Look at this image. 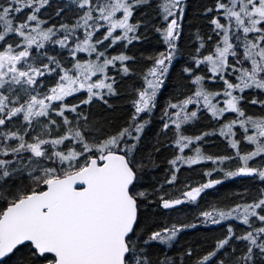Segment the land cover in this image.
Listing matches in <instances>:
<instances>
[{
    "label": "snow or ice",
    "instance_id": "6c2138e0",
    "mask_svg": "<svg viewBox=\"0 0 264 264\" xmlns=\"http://www.w3.org/2000/svg\"><path fill=\"white\" fill-rule=\"evenodd\" d=\"M52 4L0 0V264H264V0L200 4L207 30L186 24L192 0H60L59 24L44 15ZM186 28L195 45L181 69L188 83L161 109L156 135L165 139L146 148ZM149 33L165 47L136 68L130 46ZM133 77L126 121L93 112L112 109ZM202 119L215 127L188 134ZM217 134L230 155L206 152ZM162 149L170 150L165 175L150 182ZM194 166L204 168L195 184L182 179ZM240 176L259 186L208 205L193 222L149 215L199 208L202 193ZM221 222L226 233L211 251L155 250L172 249L197 223Z\"/></svg>",
    "mask_w": 264,
    "mask_h": 264
},
{
    "label": "trees",
    "instance_id": "16d2710c",
    "mask_svg": "<svg viewBox=\"0 0 264 264\" xmlns=\"http://www.w3.org/2000/svg\"><path fill=\"white\" fill-rule=\"evenodd\" d=\"M60 0H53L52 9H49L45 16H51L53 23L59 24L66 17L62 16L60 18L55 17L53 14V9L57 7ZM209 2V0H192L193 7L189 10L188 17L186 19V24L191 21L200 25L202 28L207 30L206 28V20L203 17L196 16V10L199 8L200 4ZM71 13H68L67 16H70ZM194 31V29L186 28V33L188 35L185 36L183 41L184 45V54L177 58V61H174V66L170 70L169 79L165 81L164 87L161 89V92L158 94V104L157 108L153 114V124L149 125L147 129V134L144 139V145L146 148H150L151 144L155 143L157 138L164 140L165 137L160 136L157 137V132L160 130V122L159 116L161 114V109L164 105L173 98L179 89L177 88V84L187 85L188 79L187 74H183L181 69L189 60V54L194 50V44L189 40V35ZM165 45L162 43V38L159 33H149L148 39L146 41L141 42H133V45L130 46L131 51L130 55H133L140 61L139 64L135 65L136 68L144 67V60L142 57H147L148 55L154 54L158 50H163ZM119 49H110V51H118ZM86 56V54H83ZM134 83H137L136 78L125 79L123 84L121 85L122 94L119 97L113 98L110 100V103L113 105L112 109L104 108L100 105L93 106V112L101 115H106L109 118L115 119L117 123H123L127 120L129 113L131 112V105L129 101L132 99L130 93ZM213 87H218V85L213 84ZM82 97L77 96L75 100L71 102H77L78 99ZM253 113L259 112L258 107H250ZM227 115V114H226ZM211 127H215L212 125L208 119H202V121L195 125V127H191L187 129L188 134H199L201 131H206ZM205 150L209 154L213 155H225L231 154L229 151V147L227 142L223 137H220L217 134L214 137L209 138L207 144L205 145ZM187 151V150H186ZM170 158V150H161L159 155L156 157L157 163L159 164V168L153 170L146 179L150 182L162 180L165 175V169L167 167L166 160ZM212 167V162H204V168ZM204 168L194 166L192 169L185 168L182 172V179H190L193 184L198 181H202L204 177L201 175ZM213 178H217L216 175H213ZM259 186L258 182L249 178V177H235L229 178L222 182V184L215 186L212 189L206 190L205 193L201 196L199 201V208H197L195 203L186 204L183 207V210L176 209L175 211H169L160 209L157 210L153 207L152 212L149 214L153 219L160 222H169L172 220H183L187 222L194 221L195 216L197 215L199 210H203L210 204H218L219 202H227L232 203L236 197L235 193L243 191L244 188L255 189ZM169 192H172L175 195V191L173 189H168ZM233 226L236 227L238 232H242L245 230V226L242 222H237L235 219L232 221ZM206 226L208 229H192L189 228L185 230L178 240V244L174 246L172 249H168V246H160L156 245L155 250L163 252L166 249L168 253L171 254L173 251H177L186 246H190L196 248L199 253L203 254L207 251H211L214 246V241L222 238V236L226 233V224L221 222L220 224H202ZM229 253L224 251L221 253L219 257L216 258L218 261L220 258L227 256ZM216 264V262H214Z\"/></svg>",
    "mask_w": 264,
    "mask_h": 264
},
{
    "label": "flooded vegetation",
    "instance_id": "af4514ba",
    "mask_svg": "<svg viewBox=\"0 0 264 264\" xmlns=\"http://www.w3.org/2000/svg\"><path fill=\"white\" fill-rule=\"evenodd\" d=\"M253 108L254 107H256V106H252ZM256 110H259V109H256ZM202 195H203V193H202ZM183 207H186V206H183ZM183 207H179V208H177V209H179V210H183ZM186 208H188L189 209V207L187 206ZM191 222H193V221H191ZM199 228H203V229H208V228H206V226H203L202 224H199V223H197V227L195 228V229H199ZM194 229V230H195ZM180 238V237H179ZM157 245H160L161 247L162 246H167L166 244H163L162 242L161 243H159V244H157Z\"/></svg>",
    "mask_w": 264,
    "mask_h": 264
},
{
    "label": "rangeland",
    "instance_id": "374dc122",
    "mask_svg": "<svg viewBox=\"0 0 264 264\" xmlns=\"http://www.w3.org/2000/svg\"><path fill=\"white\" fill-rule=\"evenodd\" d=\"M249 111H250V112H252V110H251V109H249Z\"/></svg>",
    "mask_w": 264,
    "mask_h": 264
}]
</instances>
